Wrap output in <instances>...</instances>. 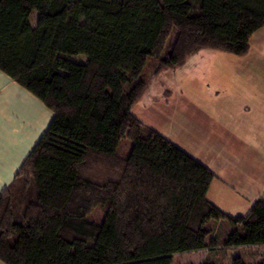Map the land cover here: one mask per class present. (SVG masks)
<instances>
[{
	"label": "trees",
	"instance_id": "trees-1",
	"mask_svg": "<svg viewBox=\"0 0 264 264\" xmlns=\"http://www.w3.org/2000/svg\"><path fill=\"white\" fill-rule=\"evenodd\" d=\"M261 27L264 0H0V71L52 112L0 194V261L171 264L264 245V198L224 213L206 197L213 173L131 113L150 76L202 49L244 55Z\"/></svg>",
	"mask_w": 264,
	"mask_h": 264
},
{
	"label": "crops",
	"instance_id": "crops-1",
	"mask_svg": "<svg viewBox=\"0 0 264 264\" xmlns=\"http://www.w3.org/2000/svg\"><path fill=\"white\" fill-rule=\"evenodd\" d=\"M251 59L252 67L241 73L252 88L231 91L222 106L226 119L220 120L219 110L217 115L212 110L218 118L199 127L210 153L197 158L181 148L213 173L206 197L233 217L246 214L253 202L264 198V55ZM233 77L236 81L242 76ZM252 80H259L258 86ZM193 113L200 117L197 110ZM51 117L39 98L0 71V194L46 131Z\"/></svg>",
	"mask_w": 264,
	"mask_h": 264
},
{
	"label": "rangeland",
	"instance_id": "rangeland-1",
	"mask_svg": "<svg viewBox=\"0 0 264 264\" xmlns=\"http://www.w3.org/2000/svg\"><path fill=\"white\" fill-rule=\"evenodd\" d=\"M37 13L33 11L29 17L30 24L35 26ZM252 33L248 39V49L244 55H234L224 51L202 49L190 55L181 67L166 69L156 77L148 79V90L131 106V113L141 123L156 130L176 146L183 148L192 156H201L210 153L207 143L202 137L199 127L210 125L212 110H219L220 120H225L222 106L228 101V94L237 87L252 88V85L243 80L245 68L252 67L251 57L264 55V27ZM177 29L172 28L166 40L162 56L167 54ZM67 60L84 63V55H64ZM63 56V57H64ZM149 59V63L152 62ZM150 70V69H149ZM241 74L240 80H234L233 75ZM59 75L70 80L77 77L65 70H59ZM258 86L259 80H252ZM198 111V117L194 111ZM207 114L210 116L208 118ZM217 115V114H216ZM218 118V117H217ZM197 120L199 122H197ZM199 125V126H198ZM201 128V129H202ZM129 140H123L122 145L130 147ZM124 149V148H123ZM122 153V150H120ZM100 206L95 207L87 218L96 222L103 219ZM222 226L226 225L222 222ZM223 232V229H221ZM209 251V250H208ZM207 250L185 252L172 256L171 264H201L210 260L215 264H231L234 257L240 256L244 263L249 264L264 260V246H245L226 250ZM0 264H4L0 261Z\"/></svg>",
	"mask_w": 264,
	"mask_h": 264
}]
</instances>
